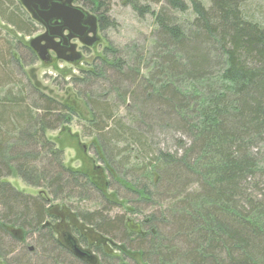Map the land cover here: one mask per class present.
I'll use <instances>...</instances> for the list:
<instances>
[{
    "label": "trees",
    "instance_id": "obj_1",
    "mask_svg": "<svg viewBox=\"0 0 264 264\" xmlns=\"http://www.w3.org/2000/svg\"><path fill=\"white\" fill-rule=\"evenodd\" d=\"M114 2L151 19L148 37L105 47L71 78L90 113L83 133L126 192L112 190L118 202L101 187L110 181L63 164L47 131L76 109L30 83L23 45L2 28L30 34L34 21L0 0V264H88L56 237L53 201L90 230L73 232L96 264H264V0L78 5L102 31L116 24ZM168 135L173 149L160 144ZM12 175L46 198L16 190Z\"/></svg>",
    "mask_w": 264,
    "mask_h": 264
},
{
    "label": "rangeland",
    "instance_id": "obj_2",
    "mask_svg": "<svg viewBox=\"0 0 264 264\" xmlns=\"http://www.w3.org/2000/svg\"><path fill=\"white\" fill-rule=\"evenodd\" d=\"M78 1L79 0H74V4L78 5ZM110 16L114 19L116 23L115 26L106 28L102 31L98 30V36L100 37L99 41L93 47L81 50L83 57L80 61L74 64L57 60L45 64L37 58L27 45L30 38L43 31V28L34 20H32L34 21V30L30 34L19 36L12 28L7 26H3L2 34L6 38L8 37L7 39L10 43L11 37H9V35H15L23 45L22 48L17 49V53L25 60V62H27V65L23 67V70L30 83L36 85L41 92L55 98L57 101L70 104L76 109L77 115L73 116L70 123L63 125L62 128L47 131V136L55 143V146L58 149L63 151V164L72 170L85 171L92 174L91 176L94 177L93 180L98 176L96 181H99L98 184L100 185H103L106 181H110V188L101 187L109 200L118 202L112 190L117 189V191L121 192L120 186L115 184V182H112V178L99 160V156L95 149L96 140L94 137L86 136L83 133L81 125L90 119V113L85 102L76 94V87L71 78L72 76L80 75V71L82 70L86 71L90 69V66L94 61L95 63H98L97 57L103 55L105 47L111 46L120 48L132 43V41L141 44L143 39L148 37L151 25V19L148 16L145 18H139L129 7L121 6L117 2H114L112 5ZM12 43L15 44V42ZM62 68L63 70H61ZM68 70L70 71V74H66L68 73L66 72ZM18 79L22 80V78ZM161 139V146L165 145L170 147V149H173L174 145L170 135L167 137L161 136ZM6 179L16 190L37 195L36 192L38 189L26 185L17 176H8ZM113 179H115V177H113ZM123 191L121 193L125 192ZM50 204V213L60 216V219H56L52 222V227L56 237L62 240V242H64V233H70L75 238L77 237L76 240L78 242V233H74V229L75 232L79 231V233L84 234L89 238H94V236H91L92 233H90V230L80 223L73 213L67 210V208L60 202L53 201ZM84 204L91 208L94 206L93 201ZM113 211H119V209L114 208ZM129 223L131 226L134 224L133 221ZM78 244L80 247L91 251L90 248L82 246L79 242ZM29 245H32V243L29 242Z\"/></svg>",
    "mask_w": 264,
    "mask_h": 264
},
{
    "label": "water",
    "instance_id": "obj_3",
    "mask_svg": "<svg viewBox=\"0 0 264 264\" xmlns=\"http://www.w3.org/2000/svg\"><path fill=\"white\" fill-rule=\"evenodd\" d=\"M18 1L30 18L43 28L40 34L29 39L28 46L45 64L52 62L51 53L56 60L74 64L82 59V53L77 50L78 43L90 48L99 40L96 15L74 4V0ZM37 193L46 198L44 191ZM63 235L65 246L75 257L85 263L96 264L94 253L80 247L70 233Z\"/></svg>",
    "mask_w": 264,
    "mask_h": 264
},
{
    "label": "flooded vegetation",
    "instance_id": "obj_4",
    "mask_svg": "<svg viewBox=\"0 0 264 264\" xmlns=\"http://www.w3.org/2000/svg\"><path fill=\"white\" fill-rule=\"evenodd\" d=\"M99 39H100V37H99ZM99 41V40H98ZM97 41V42H98ZM96 42V43H97ZM78 43V42H77ZM93 47V46H92ZM84 48H88V47H84V46H81L79 43H78V46H77V50H79L80 52H81V50H83ZM82 53V52H81ZM35 54V53H34ZM36 55V54H35ZM51 55H52V61L53 60H56L55 58H54V54L53 53H51ZM83 57V56H82ZM58 61V60H57ZM64 243V242H63ZM64 245H65V243H64Z\"/></svg>",
    "mask_w": 264,
    "mask_h": 264
}]
</instances>
